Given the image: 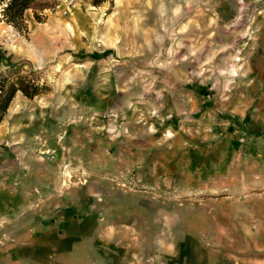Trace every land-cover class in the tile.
<instances>
[{
	"label": "rangeland",
	"instance_id": "obj_1",
	"mask_svg": "<svg viewBox=\"0 0 264 264\" xmlns=\"http://www.w3.org/2000/svg\"><path fill=\"white\" fill-rule=\"evenodd\" d=\"M4 7L0 264H264V0Z\"/></svg>",
	"mask_w": 264,
	"mask_h": 264
},
{
	"label": "trees",
	"instance_id": "obj_2",
	"mask_svg": "<svg viewBox=\"0 0 264 264\" xmlns=\"http://www.w3.org/2000/svg\"><path fill=\"white\" fill-rule=\"evenodd\" d=\"M3 21L18 30L27 28L25 13L33 9L39 0H3ZM95 5H99V2ZM35 18L40 19L35 14ZM49 87L41 84L29 76L16 74L15 72H6L0 75V126L5 120L12 102L16 96L21 93L28 99L47 94Z\"/></svg>",
	"mask_w": 264,
	"mask_h": 264
},
{
	"label": "crops",
	"instance_id": "obj_3",
	"mask_svg": "<svg viewBox=\"0 0 264 264\" xmlns=\"http://www.w3.org/2000/svg\"><path fill=\"white\" fill-rule=\"evenodd\" d=\"M48 250H52L51 248L49 249L48 247H44L43 249H34L32 252L29 253V257L35 262L38 263H45L48 259L51 253ZM54 249L52 250L53 253ZM106 264V263H104ZM110 264H119L118 261L112 259Z\"/></svg>",
	"mask_w": 264,
	"mask_h": 264
}]
</instances>
